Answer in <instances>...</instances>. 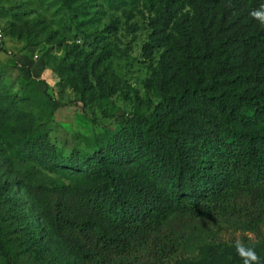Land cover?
Wrapping results in <instances>:
<instances>
[{
    "label": "rangeland",
    "instance_id": "374dc122",
    "mask_svg": "<svg viewBox=\"0 0 264 264\" xmlns=\"http://www.w3.org/2000/svg\"><path fill=\"white\" fill-rule=\"evenodd\" d=\"M261 2L0 0V225L14 264H83L53 216L90 218L70 196V189L87 180L29 158L24 134L41 128L65 154L89 150L95 135L114 134L130 118L153 111L160 102L155 82L162 57L170 61L174 78L183 76L180 28L193 45L203 36L248 34L261 25L249 15ZM259 50L264 54V45ZM236 51L235 69L255 53ZM206 114L191 109V132L231 130L218 112ZM229 194L227 213L177 224L170 239H163V250L134 242L133 257L120 264H243L233 246L237 238L255 247L264 264V200L252 208L245 189L233 185ZM85 235L78 239L88 256L92 233Z\"/></svg>",
    "mask_w": 264,
    "mask_h": 264
},
{
    "label": "trees",
    "instance_id": "16d2710c",
    "mask_svg": "<svg viewBox=\"0 0 264 264\" xmlns=\"http://www.w3.org/2000/svg\"><path fill=\"white\" fill-rule=\"evenodd\" d=\"M179 42L184 74L174 78L170 61L162 57L155 82L160 102L148 116H134L114 134L95 135L89 150L68 154L51 144L41 128L23 136L29 158L87 180L70 189V196L90 218L53 216V223L68 231L70 249L83 264H120L133 257L134 242L163 250V239H170L177 224L227 213L233 185L245 189L252 208L264 200V54L259 50L264 24L248 34L203 36L198 45L180 28ZM237 49L255 53L235 69ZM191 109L203 115L218 112L222 125L232 128L226 134L214 128L191 132ZM89 232L87 256L78 237ZM0 264H14L1 225Z\"/></svg>",
    "mask_w": 264,
    "mask_h": 264
},
{
    "label": "clouds",
    "instance_id": "9594fccd",
    "mask_svg": "<svg viewBox=\"0 0 264 264\" xmlns=\"http://www.w3.org/2000/svg\"><path fill=\"white\" fill-rule=\"evenodd\" d=\"M250 17L261 24H264V0L249 13ZM237 255L243 261V264H260L255 247L245 242L244 238H237L233 241Z\"/></svg>",
    "mask_w": 264,
    "mask_h": 264
},
{
    "label": "built area",
    "instance_id": "2783aa9c",
    "mask_svg": "<svg viewBox=\"0 0 264 264\" xmlns=\"http://www.w3.org/2000/svg\"><path fill=\"white\" fill-rule=\"evenodd\" d=\"M3 43H4L3 33L0 31V47L3 46Z\"/></svg>",
    "mask_w": 264,
    "mask_h": 264
}]
</instances>
